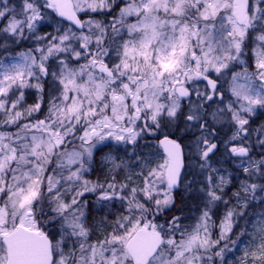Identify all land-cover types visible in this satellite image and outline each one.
Returning <instances> with one entry per match:
<instances>
[{"label":"snow or ice","instance_id":"1","mask_svg":"<svg viewBox=\"0 0 264 264\" xmlns=\"http://www.w3.org/2000/svg\"><path fill=\"white\" fill-rule=\"evenodd\" d=\"M0 40V264H264V0H0Z\"/></svg>","mask_w":264,"mask_h":264},{"label":"rangeland","instance_id":"2","mask_svg":"<svg viewBox=\"0 0 264 264\" xmlns=\"http://www.w3.org/2000/svg\"><path fill=\"white\" fill-rule=\"evenodd\" d=\"M120 0H117V3H119ZM118 11V9H117ZM95 15V14H93ZM55 16V14H52V16H49L47 19H45L44 21H41V24L44 25L43 27L38 26V31H37V35H43L46 32H54L55 28L59 27L60 25L57 23V21L59 20L57 17L53 18ZM83 18V17H82ZM97 19H103V16H99L96 17ZM4 42V43H3ZM0 60H3L5 58L11 59V58H18L17 54L20 52H23L25 50H27L28 48H32L35 47V43L32 40H23L20 41L17 44L12 43L10 40H0ZM3 43V44H2ZM7 49V51H5L4 49ZM236 71H239L240 69L237 68L235 69ZM27 102L29 104L34 102V92H31L29 95H27ZM252 127L256 128L260 125H264V110H258L257 113L255 114V116H253L252 118ZM167 129L164 130V134L167 133ZM157 136H160V138H162V135L160 133L156 134ZM145 141H141V144H144ZM147 143L149 144H154L156 143V139L153 136H149ZM122 147V146H121ZM133 149L132 148H128V153L126 154L124 151L122 150H118L116 146H108V147H104L101 146L100 150L98 152L95 153V161L93 164L94 167V171L90 173L89 175V179L92 180H100L103 181L105 176L108 175V166H106L105 164V160L104 157L106 155H112V156H119L120 158L129 161L131 163L135 162L134 157L131 156ZM138 151H144V152H148V151H156L155 149H149V148H142L139 149ZM260 149L257 148L255 150V153H259ZM225 167L227 168L228 166L225 165ZM138 170L137 169H133V171ZM228 171H230V169L228 168ZM124 175V173H121V177ZM186 179H191V177H187ZM232 185H236L237 187V183L236 181L233 182ZM236 188H232L231 193L233 191H235ZM226 191H228V194L230 192V187L228 189H226ZM231 193L229 194V196H231ZM262 196H264V194H262ZM228 197H225V199H227ZM85 199H87L89 201L90 204V208H94V197L92 196H86ZM186 199V203L187 206L185 208H182L183 205H181V200H185ZM176 200L178 203L179 208H182L183 213H188L190 211V209L193 208L194 206V201L191 199V197L189 196L188 193H186L183 190V186H181V189L177 191L176 193ZM254 206L253 207H249L247 209V213L248 215L245 217V219H238L237 220V225L234 228V233L235 234H239L241 232L242 229L245 228V226L249 225L250 223L254 224L255 223V219H253L252 221L248 220V217H255L258 218L259 214L261 212H264V204H261L259 202V200L253 201ZM222 211V209H221ZM104 215V213H100V212H96L93 211L91 214V217H94L95 220H99L102 216ZM214 219H216V217L214 216ZM217 223H219V221L217 220ZM233 239H235V235H233ZM247 238L245 237V240ZM240 247H244V244L241 243ZM240 253L233 250V253H228L225 256V260L227 262V264H234V258L235 257H239ZM215 264H221L219 258L216 259Z\"/></svg>","mask_w":264,"mask_h":264},{"label":"trees","instance_id":"3","mask_svg":"<svg viewBox=\"0 0 264 264\" xmlns=\"http://www.w3.org/2000/svg\"><path fill=\"white\" fill-rule=\"evenodd\" d=\"M19 2V0H11V3H13V4H16V3H18ZM4 43V42H3ZM2 43V44H3ZM0 45H1V43H0ZM144 152V151H143ZM234 189V188H236V185H231L230 186V192H231V189ZM181 205H183V207L182 208H185L186 206H187V203H186V199L185 200H181ZM179 208V206H178V203H177V200H176V208H174L173 209V214H176V209H178ZM101 213V212H100ZM102 218V217H101Z\"/></svg>","mask_w":264,"mask_h":264},{"label":"flooded vegetation","instance_id":"4","mask_svg":"<svg viewBox=\"0 0 264 264\" xmlns=\"http://www.w3.org/2000/svg\"><path fill=\"white\" fill-rule=\"evenodd\" d=\"M187 163V162H186ZM230 169V171H232V169L231 168H229ZM233 186V185H232ZM232 190V189H231Z\"/></svg>","mask_w":264,"mask_h":264}]
</instances>
